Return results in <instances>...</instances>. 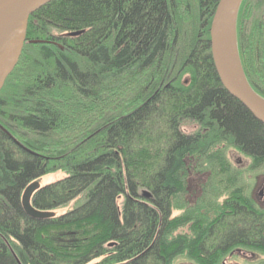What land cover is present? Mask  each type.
I'll list each match as a JSON object with an SVG mask.
<instances>
[{"label":"trees","instance_id":"1","mask_svg":"<svg viewBox=\"0 0 264 264\" xmlns=\"http://www.w3.org/2000/svg\"><path fill=\"white\" fill-rule=\"evenodd\" d=\"M219 1L54 0L30 17L0 93V264H264V203L228 157L263 169L264 124L217 75ZM237 39L264 98V0L243 1ZM190 163L210 177L193 204ZM44 178L32 204L55 216L36 220L22 196Z\"/></svg>","mask_w":264,"mask_h":264},{"label":"water","instance_id":"2","mask_svg":"<svg viewBox=\"0 0 264 264\" xmlns=\"http://www.w3.org/2000/svg\"><path fill=\"white\" fill-rule=\"evenodd\" d=\"M53 1L0 0V93L21 59L27 43L30 17ZM243 1H219L210 28L211 54L224 89L256 120L264 124V98L258 95L248 82L238 48L237 22ZM82 33H73L70 36ZM41 181H35L25 189L22 205L30 218L47 220L53 218L55 213L38 210L32 204V198L40 189Z\"/></svg>","mask_w":264,"mask_h":264},{"label":"rangeland","instance_id":"3","mask_svg":"<svg viewBox=\"0 0 264 264\" xmlns=\"http://www.w3.org/2000/svg\"><path fill=\"white\" fill-rule=\"evenodd\" d=\"M228 157L232 163V165L241 171L242 175V186L245 189V192L249 197L253 200L257 201L259 204L264 203V168L259 171L249 170V159L246 158L243 154L232 151V153ZM188 167L192 171L190 174V183H189V193L187 195V199L190 203H195L199 197H201L203 188L202 186L209 180V175H197L196 168L193 164H189ZM194 167V169H193ZM205 172V171H204ZM59 177H63V174L58 173ZM57 176V177H58ZM56 177V176H55ZM53 177V178H55ZM41 184H45L47 179H41ZM263 191V195L260 196V193ZM122 199L120 200V203ZM75 203H71L65 209L60 210L58 213L66 212L74 207ZM179 215L178 212L175 213V216ZM255 258L250 253H245V255L241 253H234L226 257L219 264L227 263V264H251L254 262ZM174 264H195L187 257L183 256L178 258Z\"/></svg>","mask_w":264,"mask_h":264},{"label":"flooded vegetation","instance_id":"4","mask_svg":"<svg viewBox=\"0 0 264 264\" xmlns=\"http://www.w3.org/2000/svg\"><path fill=\"white\" fill-rule=\"evenodd\" d=\"M263 195V191L260 193V196H262Z\"/></svg>","mask_w":264,"mask_h":264}]
</instances>
